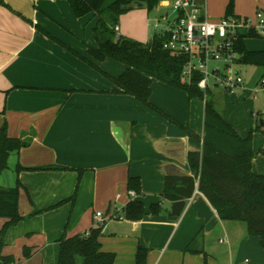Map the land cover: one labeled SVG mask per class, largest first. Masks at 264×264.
I'll return each instance as SVG.
<instances>
[{
	"label": "crops",
	"instance_id": "0c3cea01",
	"mask_svg": "<svg viewBox=\"0 0 264 264\" xmlns=\"http://www.w3.org/2000/svg\"><path fill=\"white\" fill-rule=\"evenodd\" d=\"M230 1L231 17L254 20L257 11L264 12V0H200L213 21L226 16ZM92 15L84 24L65 1L0 2V128L6 123L11 138L33 134L30 146L11 155L8 164L70 169L15 172L32 201L30 205L21 195V215L74 197L73 204L67 201L43 212L45 216L59 212L69 220L67 232H47L43 242L59 248L63 234L70 238L101 226V250L115 255L114 264H135L139 246L148 250L146 264H264L259 238L247 236L240 222L221 220L203 194L191 192L190 163L194 158L200 161L202 153L203 101L151 81L150 103L186 126L196 139L122 94L110 79L73 53L94 62L87 54V47H95L93 37L81 40L88 24L95 23ZM123 33L119 28V35L127 38ZM245 39L253 38H244L247 49ZM98 65L110 78L125 71L112 60ZM243 79L245 89L233 95L216 90L211 99L221 116L246 137L234 124L233 109L249 101L261 102L256 112L261 123L254 126L264 132V92H253L260 79L251 83ZM252 149V172L264 176V163L257 159L262 148L252 142ZM129 177L140 180V194L127 190ZM167 187L180 195L179 200L186 199L176 220L171 219L173 201L162 196ZM132 200L143 205L145 215L139 221L124 218L123 209ZM152 205L159 207L156 214L150 210ZM96 213L101 217L96 218ZM23 248L30 250L28 258L22 256L24 262L39 259L37 245L31 242Z\"/></svg>",
	"mask_w": 264,
	"mask_h": 264
},
{
	"label": "trees",
	"instance_id": "16d2710c",
	"mask_svg": "<svg viewBox=\"0 0 264 264\" xmlns=\"http://www.w3.org/2000/svg\"><path fill=\"white\" fill-rule=\"evenodd\" d=\"M53 1L67 2L76 18H82L89 13L95 16L92 28L95 47H87V54L94 62L66 47L68 50L110 79L122 94L134 97L189 135L199 139L186 126L171 119L149 101L152 80L185 91L189 98L202 100V93L196 87V81L187 83L182 78L186 59L163 50V37L155 33L146 44L122 37L119 40L115 39L113 27L118 25L121 15L134 7H145L150 12L159 0H115L105 8H103L105 0ZM232 6L233 3L230 1L226 16L232 14ZM245 38H256V36L250 33ZM243 41L244 37H240L236 45L240 56L239 64L261 67L262 78H264V51H249ZM105 60H112L123 65L125 71L117 78H110L98 65ZM255 131L263 132L260 127H257L246 137H241L215 109L209 94L204 109L201 159L200 161L197 158L191 160L192 177L188 180L192 192L194 178L199 176L198 190L207 198L219 218L223 221L242 223L246 235L259 238V246L264 251V176L254 174L251 169L255 155L252 149V136ZM32 136L31 133L20 138H11L8 136L6 123L2 125L0 128V175L9 168L8 160L11 155L18 154L21 149L30 146ZM261 153L264 154V149ZM45 170L70 169L58 166L22 168L20 165H16L14 169L16 173ZM126 187L128 191L136 195L140 194L138 178L129 177ZM21 195H24L28 203L32 205L27 189L18 179L13 187H0V219L3 220L0 228V264H17L13 256L2 254L1 248L5 232L24 219L19 207ZM162 196L173 202L180 199V195L173 193L168 187L164 189ZM67 201L73 204L74 197ZM67 201H62L45 210H33L29 216L55 209ZM158 209V205H152L150 208L153 214H156ZM123 213L124 218L129 221H139L145 215L142 203L137 200L130 201L123 209ZM102 231V227L99 226L90 230L87 235L67 238L63 234L59 239L57 264H114L115 255L101 250L99 238ZM147 254L148 250L139 246L135 264H146ZM22 255L28 258L30 250L23 248Z\"/></svg>",
	"mask_w": 264,
	"mask_h": 264
},
{
	"label": "built area",
	"instance_id": "2783aa9c",
	"mask_svg": "<svg viewBox=\"0 0 264 264\" xmlns=\"http://www.w3.org/2000/svg\"><path fill=\"white\" fill-rule=\"evenodd\" d=\"M162 4L170 9V15L162 17L166 24L154 33L163 37V50L186 59L182 78L187 83L196 81L203 103L216 90L233 95L245 89L236 45L250 33L264 40V12L257 11L254 20L224 16L213 21L200 0H165ZM158 25L157 21L155 28ZM113 31L119 40V26ZM259 91L264 92V78L253 88L254 93ZM198 185L199 176L194 178L195 193H199ZM100 217L101 213H96V218ZM99 221L103 223V219Z\"/></svg>",
	"mask_w": 264,
	"mask_h": 264
},
{
	"label": "rangeland",
	"instance_id": "374dc122",
	"mask_svg": "<svg viewBox=\"0 0 264 264\" xmlns=\"http://www.w3.org/2000/svg\"><path fill=\"white\" fill-rule=\"evenodd\" d=\"M114 0H105L103 6L106 7L110 5ZM165 0H159L156 7H154L150 12L147 11L145 7H134L128 12L124 13L119 17L118 26L124 32V36L127 38H132L135 41L146 43L151 39L154 32H160L165 26V21L162 20L166 14L170 15V9L164 7L162 4ZM93 15L89 13L82 17L85 21L84 24L92 20ZM159 22L157 28H155L156 22ZM94 23V20L93 22ZM92 23L88 24L85 31V35L81 34V40H86L88 37L92 38L90 27ZM86 27V25H85ZM247 50L249 51H264V41L261 39H245ZM239 71L245 80L249 83L254 80L257 81L263 74L261 67L256 65H241ZM261 103V102H260ZM260 103L254 104V102H247L244 105L233 109L232 116L234 119V124L236 125L239 133L248 135L249 130L253 127L256 122L259 124L260 119L257 118L256 112L259 110ZM232 111V110H231ZM253 111V114L250 112ZM261 120L264 121V116L261 115ZM254 126V130H255ZM264 129V127H262ZM253 145L256 148L264 149V132L255 131L252 136ZM259 151L258 161L264 163V159L261 151ZM9 168L0 175V187L10 188L13 187L16 181V173L14 171L11 162H9ZM21 210H25L21 208ZM25 212V211H24ZM59 212H54L51 215H44L40 213L39 215L29 216L24 215V219L17 225L10 227L4 234L2 238V248L1 253L4 255L13 256L16 263L20 261V264H57L59 248L54 243H44L43 237L47 232L49 234H55L57 231L65 232L66 228L69 226L68 218H63ZM3 220L0 219V228L2 226ZM66 227V228H65ZM67 232V231H66ZM29 234V236H27ZM46 238V237H45ZM37 245L39 247V259L26 263L22 258V249L24 245H29V243ZM244 262V257L242 261ZM249 262V259H248Z\"/></svg>",
	"mask_w": 264,
	"mask_h": 264
},
{
	"label": "water",
	"instance_id": "95a60500",
	"mask_svg": "<svg viewBox=\"0 0 264 264\" xmlns=\"http://www.w3.org/2000/svg\"><path fill=\"white\" fill-rule=\"evenodd\" d=\"M261 123V122H260ZM186 206V199L178 200L172 203L171 219L176 220Z\"/></svg>",
	"mask_w": 264,
	"mask_h": 264
}]
</instances>
